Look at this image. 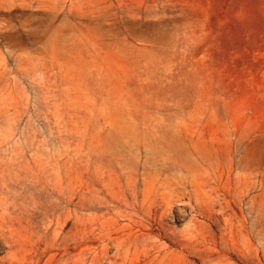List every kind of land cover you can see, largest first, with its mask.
Masks as SVG:
<instances>
[{
	"label": "rangeland",
	"instance_id": "rangeland-1",
	"mask_svg": "<svg viewBox=\"0 0 264 264\" xmlns=\"http://www.w3.org/2000/svg\"><path fill=\"white\" fill-rule=\"evenodd\" d=\"M0 264H264V0H0Z\"/></svg>",
	"mask_w": 264,
	"mask_h": 264
}]
</instances>
